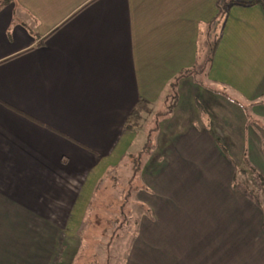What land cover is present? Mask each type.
I'll list each match as a JSON object with an SVG mask.
<instances>
[{
	"label": "crops",
	"instance_id": "obj_1",
	"mask_svg": "<svg viewBox=\"0 0 264 264\" xmlns=\"http://www.w3.org/2000/svg\"><path fill=\"white\" fill-rule=\"evenodd\" d=\"M220 3L0 4V264H74L95 184L136 136L127 116L139 100L164 112L171 82L165 164L196 170L219 145L264 164V0H223L216 21ZM209 92L228 107L216 137Z\"/></svg>",
	"mask_w": 264,
	"mask_h": 264
},
{
	"label": "rangeland",
	"instance_id": "obj_2",
	"mask_svg": "<svg viewBox=\"0 0 264 264\" xmlns=\"http://www.w3.org/2000/svg\"><path fill=\"white\" fill-rule=\"evenodd\" d=\"M222 102L209 92V119L219 120L211 124L210 137L220 134L217 127L227 118ZM163 109L145 106L134 119L140 126L129 151L135 155L142 149L139 163L134 156L130 161L124 157L115 175L104 180L97 192L101 204L94 203L97 209L87 212L97 224L85 227L74 264H264L261 215L248 198L229 188L232 165L221 159L219 148H209L207 162L196 163V170L182 165L174 171L172 161L164 163L162 157H171L164 142L175 127L157 115ZM228 149L256 197L264 196L263 182L243 162L246 157L263 166L254 163L262 157L254 156V148H246L248 154L243 147Z\"/></svg>",
	"mask_w": 264,
	"mask_h": 264
},
{
	"label": "trees",
	"instance_id": "obj_3",
	"mask_svg": "<svg viewBox=\"0 0 264 264\" xmlns=\"http://www.w3.org/2000/svg\"><path fill=\"white\" fill-rule=\"evenodd\" d=\"M5 1H8V0H0V4L4 3ZM223 4H224L223 0H221V3L219 4V12H218L216 21L221 19V16H222V14L224 12L223 9H222L223 8ZM209 54H211V46L209 48ZM185 73H188V72L183 70V72L181 73V76L183 74H185ZM175 85H176L175 81L170 83L169 91H168V93L166 95V98H165L166 109L162 113H157V115L164 116V115H166L167 113H169L171 111V108L173 107L174 102L176 100ZM169 99H170V102H168ZM145 106H146L145 103H143L140 100L138 101V103L135 106V108L129 113V115L126 118L127 120H126V123H125V128H131V129H133L134 131L137 132L136 129L139 128L138 126H140V124H138L137 120L135 121L134 119H137V117H139V115H140L139 111L144 110ZM132 120L135 121V122H132ZM146 131H147V135L146 136H148L149 132H148V130H146ZM219 150L230 161L232 167L234 168V171H233L234 173H232L231 178H230V182H229L230 189L232 191H238L239 190L240 192H242V194L246 198H248L251 201V203L254 205V207L259 211V213L261 215V221H260L259 230L264 235V202H263L264 201V196L261 195V196H257L256 197V195L254 194L253 190L250 189L251 187L249 186L248 179H247V181L245 179V176H244L245 172L242 171V169H240L238 164L234 163L233 160H230L229 155L227 153V149L224 146L219 145ZM141 151H142V149L140 151H138V153H136L135 155L132 152L129 151V152L125 153V158L130 161V159H132V157L134 156V157H136V162L139 163L138 154ZM243 162L245 164H248V166H250V164L248 163L246 158L243 159ZM135 169H136V167H135ZM116 170L117 169L115 167H109L107 170H105L103 176L100 177L97 180V182L95 184V187H94V190H93V191H95V194H94V192L92 193L91 198H90V200H89V202L87 204V207H89V208L85 212V226L81 227L80 230L77 232V234L79 236V240H80V238H82V234H83L84 229H85L86 226H92V225H94V223H95V225L97 224L96 220H89L87 218V212H90V211H93V210L97 209V206H94L95 204L96 205L97 204H101V201L98 198V194L99 193L97 194V192L103 186L104 180L107 179V177H109L111 174L115 175ZM251 172H252V170H251ZM256 175H257L259 181L262 183L263 179L260 177V175L258 173ZM260 189H261V191H263V187L260 186ZM105 205H107V203ZM109 206H111V205L109 204ZM122 206H123V201H121L120 206L116 207L117 210H118V208H120V210H121ZM104 208H107V207H104ZM97 211H102V210H101V208H99ZM104 211H106V210L104 209ZM146 211H147V213L149 215V213H150L149 209L148 210L146 209ZM134 223L137 224V222H134ZM78 251H80V250H78Z\"/></svg>",
	"mask_w": 264,
	"mask_h": 264
}]
</instances>
